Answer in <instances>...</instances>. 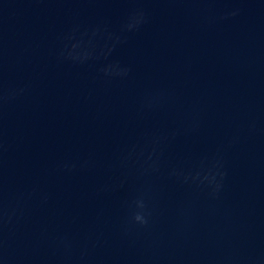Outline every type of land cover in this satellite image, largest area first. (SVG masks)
<instances>
[{"label":"clouds","instance_id":"clouds-1","mask_svg":"<svg viewBox=\"0 0 264 264\" xmlns=\"http://www.w3.org/2000/svg\"><path fill=\"white\" fill-rule=\"evenodd\" d=\"M136 219H137L138 221H140V220H142V217L137 216Z\"/></svg>","mask_w":264,"mask_h":264}]
</instances>
